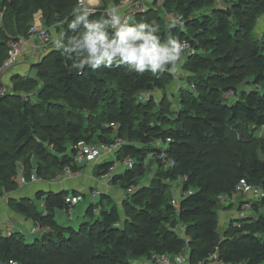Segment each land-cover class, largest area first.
I'll return each mask as SVG.
<instances>
[{"label":"trees","instance_id":"trees-1","mask_svg":"<svg viewBox=\"0 0 264 264\" xmlns=\"http://www.w3.org/2000/svg\"><path fill=\"white\" fill-rule=\"evenodd\" d=\"M78 3L1 0L7 9L8 30L14 35L0 30V64L8 57L11 40L28 37L29 22L39 10L53 36L65 41L79 34L82 24L74 30L69 27L76 15L85 14L77 12ZM223 5L216 0H163L162 5L156 1L146 11L131 14L130 24L157 27L156 35L162 42L169 38L187 40L196 48L181 66L188 74V85L196 90L182 88L176 116L156 115V111L147 115L146 111L157 99L161 105L166 101L156 93L167 89L165 83L173 77L170 68L158 74L130 72L123 65L70 70L76 53L68 59L61 49L50 50L33 66L36 77L13 75L16 91L0 97V206L6 194L19 189L21 179L30 180L36 174L39 179L51 180L66 167L79 171L75 156L80 141L101 144L121 138L124 143L116 153L118 161L131 157L136 166L111 179L126 192L134 187L122 207L102 193V201L90 203L77 228L60 225L55 213L70 210L66 198L78 195V191L42 192L45 210L8 198L10 207L50 229L34 243L19 232L0 234V263L136 264L141 259L154 261V256L174 260L186 250L191 264H208L215 255L222 264H264V213H257L251 224H231L223 235L216 209L220 197L232 198L242 180L264 188V160L252 153L232 176L221 161L210 159L207 150L225 144L229 125L243 122L248 128H264V48L245 47L255 73L246 87H238L240 78L231 66L237 58L232 48L236 25L243 27L233 15L245 14L250 7L264 11V0H236L225 9ZM200 10L204 15L198 14ZM190 11L196 13L188 17ZM166 14H182L186 28L165 21ZM85 15L89 20L107 18L99 13ZM65 19L66 25H59ZM107 77L114 79L112 88ZM28 89L36 96L24 91ZM111 90L114 95L105 97ZM147 92L153 93L151 100L140 101L139 94ZM106 101L113 111L105 112ZM162 149L174 160L173 168L166 169L156 159ZM150 155L157 167L146 185L142 180L153 163ZM113 166L114 161H103L95 165L93 173L102 177ZM180 177L186 180L181 182L180 206L176 208L172 205V185L166 180ZM103 200L109 208L102 207ZM260 205L256 211L264 207V197Z\"/></svg>","mask_w":264,"mask_h":264},{"label":"rangeland","instance_id":"rangeland-1","mask_svg":"<svg viewBox=\"0 0 264 264\" xmlns=\"http://www.w3.org/2000/svg\"><path fill=\"white\" fill-rule=\"evenodd\" d=\"M113 0H100V5L98 7V10L95 14H107V11L110 10L113 7ZM236 0H216V2L220 3V5H223V8H227L228 6H231L233 2ZM146 3L149 1H145ZM151 2V0H150ZM97 3V2H96ZM206 11L205 9L203 12ZM6 12L7 9L1 6V0H0V30L4 31L5 35L13 36L7 27V18H6ZM77 12H79V8L77 9ZM198 14L202 12V10L197 11ZM202 12V15L204 13ZM196 12L190 11L188 12V17H190L192 14ZM45 14L42 10L37 11L33 14L32 19L29 22V25L37 23L38 20H42L41 23L44 24ZM103 18V17H102ZM163 18V17H162ZM184 16L182 14H166L163 19L167 22H173L176 21V19L181 22L180 26L182 28H186V23L184 21ZM233 19L237 22H243V27H241L239 24L236 25V30L238 31L236 33V41L233 44V52L237 56L236 61L231 66H235L234 68L237 69V75L240 78V81L238 84V87H246V84L253 80L255 77L254 71H252L251 65L248 63L246 59V52L245 47L246 45H257L261 48H264V11L262 9L253 8L250 7L247 9V12L245 14L243 13H237L235 12L233 15ZM65 23H61L59 25H66L67 20H63ZM15 25L17 24L16 21L13 22ZM69 24V22H68ZM179 24V23H177ZM57 25L56 27H58ZM45 26V25H44ZM46 27V26H45ZM61 33V32H60ZM57 35V34H56ZM55 37V36H54ZM71 38L68 37L65 39V43L67 40ZM31 48L24 52V54L21 56V59L17 63V65L10 71H7L4 74L0 75V84H2V87H0V94H2L3 90L5 89V93H12L15 90L14 82L12 81L13 75L15 72L20 71L19 74L23 75H29L33 78L37 76V69L34 68V65H37L40 60L47 54L45 53V46L39 41H33L30 43ZM47 47V46H46ZM194 51H196V48L192 45L191 50L187 53L181 54V59L178 61V67L176 72H172V80L166 82L167 89L165 91H159L158 94L162 96L163 100L166 98V101L161 105L159 102V99H157V103L155 106H149L147 108V115L155 114L154 111H156V115L158 112H163V115L165 116H171L172 114L176 116L178 113V109L180 106V97L182 88H187V72L183 68H181L182 64H184L186 61L190 59L192 55H194ZM9 56V52H8ZM8 59V57H7ZM6 59V60H7ZM4 61V63L6 62ZM3 63V64H4ZM40 63V62H39ZM3 64H0V69L2 68ZM113 77H107L106 81L109 85V88L113 87ZM216 84V83H215ZM14 88V89H13ZM26 93H32L30 95L36 96L35 92H32V90H24ZM110 93L114 95V92L111 90L109 93L105 95V97H109ZM228 98V94L226 95ZM152 98V97H151ZM149 98L148 100H145L144 102H147L151 100ZM110 104H105V112L113 111L110 107ZM152 111V112H150ZM140 114L144 117V114L140 112ZM156 118V117H155ZM242 124H236V125H229L226 135V142L221 147L217 148L216 150H213L212 148H207L208 154L210 159H213L215 161H221L225 169L229 174L232 176L235 175V173L239 170L240 165L242 163L246 162L252 155V153H257L260 159L264 160V128H257V127H249L245 123L241 122ZM116 133V131H115ZM163 147V146H162ZM150 155V161L152 160V165L148 166L145 170V177L142 180L143 184L149 185L148 179L152 178L154 173L153 171L156 169L157 165L152 159ZM112 161L114 158H110ZM108 159L107 161H109ZM103 159H101L99 162L101 163ZM111 161V160H110ZM96 164H87L84 166H81L79 171L74 172L73 175L68 177L66 175H63V173L59 174L56 178H53L51 180H43L40 179L38 182H42L45 185H49L50 188L53 187V183H58V180L66 181L67 183L74 182L80 184V186L85 187L86 196L85 200L79 203L78 205L74 207H69L70 210H57L55 213L56 220L59 222L62 226H73L77 228L82 221L84 216L87 214V209L90 205V203L94 202L98 205L100 198L97 200L90 201V195L87 193L90 190V182H92L95 179V175L93 173L94 166ZM80 173V174H78ZM78 174V175H77ZM97 178V177H96ZM102 193H106V195L111 196L113 200L117 203H119V207L121 206V203L123 200H126L128 198L127 194H130L129 190L127 192L119 185L115 184L111 180H105L102 181L99 179ZM57 181V182H56ZM38 182H35L33 180L29 179H21L20 184V190L24 189L25 185L29 183L28 186H31L32 184H36ZM166 183H170L172 185V193L173 195H177L180 197V191H181V183L179 182V179H168L166 180ZM22 185V187H21ZM260 193L256 196L253 193L252 194H245L243 191L238 190L236 194L228 199V200H220V202L216 205V209L218 211L219 217H220V226L219 229L223 235H225V232L227 228L231 224H244L249 223L251 224L252 221L255 220V217L260 213H264V207H260L259 211H256L257 206L260 205V201L264 197V188L259 187ZM19 190V191H20ZM61 192H67V190H62ZM69 192V190H68ZM18 191H16L13 194H6L5 197L2 199V203L0 206V234L1 235H9L7 233V226L12 225L14 227L15 232H19L21 234H24L25 237L28 239L29 243H34L37 238H41L44 235L43 233H40L39 235L34 236L32 234V226L36 223L34 219L28 218L25 214L19 213L12 207L8 205L7 199L13 198L17 201H25L30 202L29 206L34 208L35 210L43 209L45 210V202L44 199L40 198V194L42 192L40 191L37 198L34 199L35 203L32 204V198L29 199L23 197L21 195L16 194ZM89 195V197H88ZM244 201V202H243ZM246 201V202H245ZM244 205H247V214L244 217H241L244 219V221L240 220V215H238V212L241 211ZM102 207L109 208V205L106 200H103ZM260 212V213H259ZM89 219V218H87ZM54 252V251H53ZM184 255L186 257L188 256V252L185 250ZM215 259L212 260L209 264H217ZM98 264H106L104 262L98 263ZM136 264H156L154 261L148 260V259H141L136 262Z\"/></svg>","mask_w":264,"mask_h":264},{"label":"clouds","instance_id":"clouds-1","mask_svg":"<svg viewBox=\"0 0 264 264\" xmlns=\"http://www.w3.org/2000/svg\"><path fill=\"white\" fill-rule=\"evenodd\" d=\"M110 14L99 20H89L85 14L76 15L69 27L74 30L82 24L80 33L66 43L62 37L52 41V46L62 49L68 59H73L72 54L76 53L70 70L123 65L130 72L140 74L145 71L158 74L166 68L177 71V62L186 47L184 43L172 38L162 42L156 35L157 27L142 22L130 24L122 20L116 9H111Z\"/></svg>","mask_w":264,"mask_h":264},{"label":"built area","instance_id":"built-area-1","mask_svg":"<svg viewBox=\"0 0 264 264\" xmlns=\"http://www.w3.org/2000/svg\"><path fill=\"white\" fill-rule=\"evenodd\" d=\"M149 1V2H145ZM157 1V4L162 5L163 0H119L117 3L113 4V7L111 9H116L117 13L121 16L122 20H127L130 22L131 20V14L135 11H146L150 6H153V4ZM97 2V3H96ZM100 0H79L78 7L79 10L85 14H94L97 12L98 7L100 5ZM111 9L107 11V18L108 15L110 16ZM42 20H38L37 23L32 24L29 30V34L27 38H21L19 40H11L9 43L10 50H9V56L6 62L3 64L2 68L0 69V75L4 74L7 71L12 70L19 60L21 59V56L24 54L25 51L29 50L31 48V42L39 40L44 46H45V53L50 52V50H58L55 49L52 46V41L54 39H57L58 37H54L47 27L44 26L43 23H41ZM175 23L181 24L178 19L176 21H173ZM113 30V29H110ZM186 45L182 53H187L191 50V43L187 40L183 41ZM47 46V47H46ZM61 50V49H60ZM40 62V61H39ZM36 62V63H39ZM0 87H2V84H0ZM187 87H191L193 90H196L195 86H190L187 84ZM11 93V92H10ZM5 89L3 90L2 94H0V97L6 96ZM153 93L147 92V93H140L138 96V99L140 101H145L151 98ZM171 140L168 139L167 143H170ZM124 141L121 138H115L112 142L109 143H101V144H88L85 141H80L77 146V154L75 156V162L78 166H84L87 164H96L104 157H110L114 158V166L111 168L109 173L102 176V179L104 180H111L113 175L117 172L118 168H120L122 171L127 170H133L136 166V161L128 157L124 161L120 162L118 161L116 157V153L121 149ZM156 159L164 165L166 169L173 168L175 166L174 160L169 156L166 149H162L157 155ZM63 175H66L68 177L73 175V170L70 167H66L63 171ZM24 180V179H23ZM35 182H38L40 179L36 176V174H33L31 176V179ZM186 180L185 177H180L179 182H183ZM259 187H252L250 186L246 181L242 180L240 185L238 186V190L243 191L245 194H254L258 195L260 193ZM134 191V187H131L129 189V192L132 193ZM90 198L92 200H97L102 196V193L99 189H94L89 191ZM85 198V195L78 194V195H69L66 198V202L69 205V207H74L81 203ZM228 197L221 196V200H228ZM172 205L176 208H179L180 206V198L177 195H173L172 199ZM247 205H244L240 212H238V215L241 217L246 216L247 214ZM32 234L34 236L39 235L40 233H45L49 231V227L43 226L42 224L36 222L32 227ZM7 233L11 235L14 231V227L12 225L7 226ZM216 255L210 259L214 260L216 259ZM154 262L156 264H191V261L189 259V256L186 257L183 253L177 256L174 260L171 259L168 256H154ZM0 264H16L15 261L10 260L7 262H2ZM197 264H203L202 262H199ZM209 264V263H208ZM222 264V263H217Z\"/></svg>","mask_w":264,"mask_h":264},{"label":"crops","instance_id":"crops-1","mask_svg":"<svg viewBox=\"0 0 264 264\" xmlns=\"http://www.w3.org/2000/svg\"><path fill=\"white\" fill-rule=\"evenodd\" d=\"M18 73H20V71L15 72V74H18ZM108 159H110V157H104L103 161H107ZM110 160L112 161V159H110ZM113 161H115V159ZM99 163L100 162H97L96 164H99ZM119 173H123V171L120 168H118V170L115 174H119ZM78 174H80V173H78ZM99 179L104 181L102 179V177H97V178L95 177V179L92 182H90V184H89L90 190L99 189L101 191L102 185H100ZM57 181H58V183H56V184L53 183L52 184L53 187H51V188L48 184L45 185L42 182L32 184L31 186H28L29 183H27L25 185L24 189L20 190V187H19V189L17 190L18 193H16V194L21 195L23 197V199H25V198L29 199L31 197L32 198L31 200L33 203H35L34 199L37 198L40 191L44 193V192H48V191L61 192L62 190H67V191L69 190V191H78V194H83V195L86 194V192H84L85 187L80 186V184H78V183H74V182L67 183L66 181H62V180H58V179H57ZM21 187H22V185H21ZM87 193L89 194V192H87ZM101 193H102V191H101ZM88 197H89V195H88ZM42 199H44V198H42ZM84 200H85V198H84ZM90 201H92L91 198H90Z\"/></svg>","mask_w":264,"mask_h":264}]
</instances>
